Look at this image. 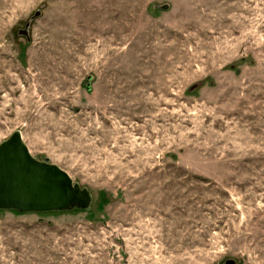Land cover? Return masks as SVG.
I'll return each instance as SVG.
<instances>
[{"label": "rangeland", "instance_id": "obj_1", "mask_svg": "<svg viewBox=\"0 0 264 264\" xmlns=\"http://www.w3.org/2000/svg\"><path fill=\"white\" fill-rule=\"evenodd\" d=\"M15 132L92 202L0 210V264H264V0H0Z\"/></svg>", "mask_w": 264, "mask_h": 264}, {"label": "water", "instance_id": "obj_2", "mask_svg": "<svg viewBox=\"0 0 264 264\" xmlns=\"http://www.w3.org/2000/svg\"><path fill=\"white\" fill-rule=\"evenodd\" d=\"M40 13L36 11L19 34L30 39L31 21ZM91 202L89 190L74 182L65 170L47 159L32 156L19 132L0 144V210L18 213L86 210ZM221 264L238 263L229 258Z\"/></svg>", "mask_w": 264, "mask_h": 264}]
</instances>
